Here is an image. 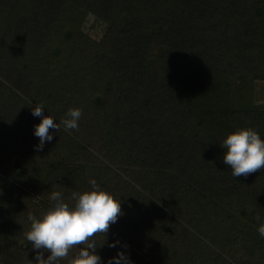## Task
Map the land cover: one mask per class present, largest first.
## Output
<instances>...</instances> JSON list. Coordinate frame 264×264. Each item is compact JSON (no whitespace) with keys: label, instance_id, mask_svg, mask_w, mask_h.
<instances>
[{"label":"trees","instance_id":"trees-1","mask_svg":"<svg viewBox=\"0 0 264 264\" xmlns=\"http://www.w3.org/2000/svg\"><path fill=\"white\" fill-rule=\"evenodd\" d=\"M90 16L105 25L101 39L85 28ZM133 35L148 43L137 68L156 76L157 85L175 83L181 95L175 113L153 104L144 77L132 81L127 99L113 93L120 86L115 65L92 75L103 59L116 64ZM45 66L63 69L48 71L43 84L48 98L61 87L59 105L77 94L74 86L77 98L91 102L101 118L137 102L152 116L130 156L120 152L111 158L112 179L126 181L130 199L118 195L123 215L110 225L106 240L99 233L94 237L103 258L115 256L117 247L109 245L123 242L129 214L146 200L131 195L140 188L130 182L142 180L155 182L154 195L162 187L168 191L204 255L217 256L218 264H264L256 220L264 218V166L234 177L221 146L240 127H252L264 139V93L261 98L256 91L257 81L264 82V0H0V119L17 128L18 146L6 147L0 137V264L35 262L25 236L28 215L39 217L51 201L37 199L32 190L59 191L79 168L62 139L74 144L71 136L78 135L88 144L77 155L86 184L98 170L92 152L101 149V141L85 121L73 133L62 127L59 141L50 142L54 154L63 151L60 161L43 157L45 146L35 148L34 126L42 118L32 115L34 94L25 91Z\"/></svg>","mask_w":264,"mask_h":264},{"label":"rangeland","instance_id":"rangeland-1","mask_svg":"<svg viewBox=\"0 0 264 264\" xmlns=\"http://www.w3.org/2000/svg\"><path fill=\"white\" fill-rule=\"evenodd\" d=\"M85 28L92 37L101 39L105 25L103 22L95 20L94 17L90 16ZM126 45L127 50L124 51L123 54H120L121 56L116 64H113L109 59H103L98 66L92 68V75L97 78L100 76L101 72L104 73L115 65L117 69L115 71L118 75L120 86L114 89L113 93L118 98L127 99H129L132 94V81H137L141 77H144L147 83L151 84L153 89L151 95L153 104L163 108H170L171 111L175 113L177 103L181 99V95L175 83H168L165 86L157 85L156 76L146 73L143 69H138L135 63V61L139 59L138 56L145 53L148 48V43L144 42L141 35H133L132 38L126 42ZM48 71L62 72L63 69H50L48 66L43 67L37 74L34 85H30L25 92L30 95L34 94L35 104L43 103L47 107L44 109V113L54 116L56 118L54 119V123H58V119L63 117L69 108H81L83 110V115L80 121L87 122L91 131L96 133L97 139L101 141V149H94L92 152L95 153L97 157L94 159L98 168L95 172V178L98 177L99 179V175H104V178H100L97 183L100 184L102 188L114 194L116 198H118V195L124 199L130 196V188L125 184V180H123V182L121 181V183H115L113 181L112 175L115 167L111 163V158L120 152L123 157L130 156L135 142L137 143L142 136L140 129L147 130L151 126L152 116L147 112V109L149 111V107L146 106V110H141V104L137 102L135 106H129L126 111L123 112L115 111L113 108L107 111V114L103 115L101 118L98 112L99 110L93 108L91 102L83 97L77 98L79 89L76 90L75 88L74 90V86L71 91H75L77 94L69 98L70 102L67 103L64 101V104L59 105L57 103L61 99L59 94L61 87H59L50 98L45 95L46 93L43 90V84L48 78ZM61 75L64 76L63 74ZM256 91L259 93V97L262 98L264 93L263 81H257ZM62 127L61 125L60 131L51 129L56 141L62 131ZM16 133L17 128L11 129L7 127L4 121L0 119V137L6 147L13 149L18 148L15 138ZM70 133L73 132L71 131ZM71 137L74 138V144L69 143L68 139H62L63 145H66L65 150L68 159L73 161L72 158H74L75 162L73 161V163L78 164L79 168L72 171L71 176H73L70 178L71 181L66 182L64 188L62 187L59 191L63 193L66 202L74 204L75 201L71 199V193L74 191L84 192L90 190L91 185L89 183L86 184L84 179L82 180L84 177L81 173L84 170V166L81 161H78L80 158L77 157L80 151L81 154H85L88 150V144L78 135ZM74 145L76 147L73 149L72 147H74ZM44 146L46 147L45 152L41 153L43 157L46 159L51 158V160L57 158V160L60 161L63 151H58V149L54 154L52 152L55 151L53 150L54 146L50 144V142H46ZM59 146L61 148L62 144L59 143ZM79 173L80 176L78 175ZM102 182H104V184H102ZM134 183L138 185L136 188H140V191H138V193L132 192L131 195H137L136 198L146 197V200L138 205V210L132 209L127 220V229L123 232V243L128 246L123 250L130 254L132 264H218L217 256L210 254L204 255L202 248L198 246L194 240L189 238L184 228L183 221L179 218V208L174 206V203L170 201L168 191H163L162 187V189L160 188L159 194L154 195V191H156L155 188H158L155 182L143 183L142 180L130 182V184ZM32 192L39 200H49L50 193L47 194L43 190H32ZM170 202H172V204ZM99 236L106 240L105 234H100ZM169 246V251H166ZM120 248L121 245H117V249ZM48 254V252H45V257ZM71 256L63 263L69 264ZM105 257L107 258L104 259L108 260V254H106Z\"/></svg>","mask_w":264,"mask_h":264},{"label":"clouds","instance_id":"clouds-1","mask_svg":"<svg viewBox=\"0 0 264 264\" xmlns=\"http://www.w3.org/2000/svg\"><path fill=\"white\" fill-rule=\"evenodd\" d=\"M43 103L32 107V115L41 117V122L34 126V135L39 138L35 146L42 151L46 142H51L54 133L50 128L65 131L79 128L83 110L78 107L69 108L58 123L54 116L45 115ZM50 111V110H49ZM51 113V112H50ZM225 149L223 162L231 167V175L238 177L248 175L264 166V139L252 127H240L231 132L222 141ZM91 189L71 193L74 204L66 202L61 191H52L49 195L50 207L39 217L29 213L30 229L25 233L26 239L35 250L34 264H60L71 256L69 264H105L104 258L97 251L96 234H107L110 225L116 223L123 215L121 199L102 188L95 178L89 180ZM257 231L264 237V218L257 215ZM83 245L82 247L80 245ZM121 245L115 256L110 257L106 264H132L131 256L124 248L128 246L120 240L113 241L109 246L116 248ZM45 252L49 254L45 257Z\"/></svg>","mask_w":264,"mask_h":264}]
</instances>
